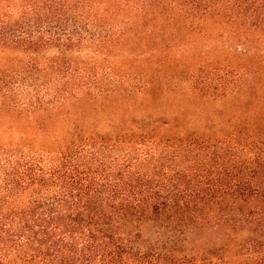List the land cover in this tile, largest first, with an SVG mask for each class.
Here are the masks:
<instances>
[{"label": "trees", "instance_id": "obj_1", "mask_svg": "<svg viewBox=\"0 0 264 264\" xmlns=\"http://www.w3.org/2000/svg\"><path fill=\"white\" fill-rule=\"evenodd\" d=\"M171 1L185 14L234 11L240 25L264 24V0ZM85 8L0 0V41L82 44ZM30 128H7L16 138L0 145V264H264V140Z\"/></svg>", "mask_w": 264, "mask_h": 264}, {"label": "rangeland", "instance_id": "obj_2", "mask_svg": "<svg viewBox=\"0 0 264 264\" xmlns=\"http://www.w3.org/2000/svg\"><path fill=\"white\" fill-rule=\"evenodd\" d=\"M83 1L82 44L0 41V145L16 138L7 128L30 133L34 124L153 140L237 131L264 140V24L240 25L234 11L185 14L171 0ZM9 94L23 104L9 103Z\"/></svg>", "mask_w": 264, "mask_h": 264}]
</instances>
